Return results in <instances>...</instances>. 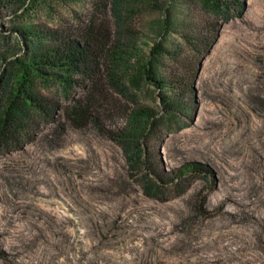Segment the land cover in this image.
<instances>
[{"label": "rangeland", "instance_id": "1", "mask_svg": "<svg viewBox=\"0 0 264 264\" xmlns=\"http://www.w3.org/2000/svg\"><path fill=\"white\" fill-rule=\"evenodd\" d=\"M25 2L0 0L2 107L22 29L94 21L115 51L97 121L68 114L92 86L78 74L68 89L37 81L55 119L0 109V264H264V0H40L29 15ZM157 44L162 75L192 77L172 125L142 74Z\"/></svg>", "mask_w": 264, "mask_h": 264}, {"label": "trees", "instance_id": "2", "mask_svg": "<svg viewBox=\"0 0 264 264\" xmlns=\"http://www.w3.org/2000/svg\"><path fill=\"white\" fill-rule=\"evenodd\" d=\"M216 1L217 4H220L221 0ZM44 2L48 5L47 1ZM208 2H212V0H208ZM40 4V0H26L23 3L24 6L27 5L25 12L28 15ZM239 12H241L240 9ZM18 33L25 53L22 57L10 62L16 72V79L11 90L6 93L8 109L2 105H0V109L14 110L21 119V126L27 125L24 124L25 121L27 123L34 122L31 116L32 111L41 117L55 119L59 106L38 93L36 90L37 81H58L68 89L74 85H81L79 80H74L71 76L78 74L82 77L81 81L87 79L92 82V86L87 89L84 100L77 101L76 106L70 109L68 114L79 127H83L91 121H97L94 108L98 106L99 100L96 94L99 84L95 82L99 80L102 57L108 51L111 54L115 51L110 49L111 35L103 34L97 29L94 21L79 27L78 35H65L44 29L40 25L22 29ZM201 42L204 43V46H208L210 43L204 36ZM132 53L130 51L128 54ZM166 53L162 44L155 45L150 52L149 60L142 66V74L147 81L153 82L161 91V104L165 112L160 118L167 125H172L176 120L178 109H180L177 100L191 92L192 77L186 79L179 72L162 75L159 66H161V61ZM194 65L195 63H191V69H196V65L195 67ZM0 102H3L2 98H0ZM153 119L154 116L147 118L151 125L155 123ZM202 167L205 169L204 166ZM206 204L207 201L201 199L198 208L201 214L209 216L205 209Z\"/></svg>", "mask_w": 264, "mask_h": 264}]
</instances>
